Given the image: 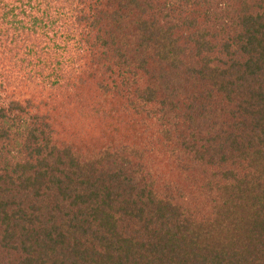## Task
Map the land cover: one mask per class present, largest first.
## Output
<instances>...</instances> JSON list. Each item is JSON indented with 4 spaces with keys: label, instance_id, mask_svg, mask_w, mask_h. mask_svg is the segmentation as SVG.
I'll return each mask as SVG.
<instances>
[{
    "label": "trees",
    "instance_id": "1",
    "mask_svg": "<svg viewBox=\"0 0 264 264\" xmlns=\"http://www.w3.org/2000/svg\"><path fill=\"white\" fill-rule=\"evenodd\" d=\"M0 264H264V0H0Z\"/></svg>",
    "mask_w": 264,
    "mask_h": 264
}]
</instances>
